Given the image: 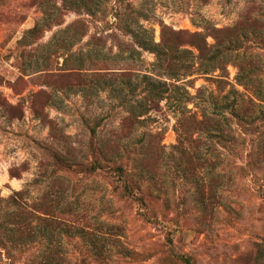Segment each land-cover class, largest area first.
<instances>
[{"label": "rangeland", "instance_id": "374dc122", "mask_svg": "<svg viewBox=\"0 0 264 264\" xmlns=\"http://www.w3.org/2000/svg\"><path fill=\"white\" fill-rule=\"evenodd\" d=\"M45 1L57 24L0 0V264H264V100L236 83L251 58L264 87V0ZM187 111L231 117L226 143H179Z\"/></svg>", "mask_w": 264, "mask_h": 264}, {"label": "trees", "instance_id": "16d2710c", "mask_svg": "<svg viewBox=\"0 0 264 264\" xmlns=\"http://www.w3.org/2000/svg\"><path fill=\"white\" fill-rule=\"evenodd\" d=\"M35 3L38 5V7L42 10V13L45 16H53V11L56 10V7H51V9L46 4L45 0H35ZM54 21L57 24L58 19L57 17H54ZM49 19V17H48ZM165 27H162L161 30V42L160 44H154L151 47V51L156 54L157 58V67H160V60L164 57L168 64V70L167 76L170 77V58L168 56L167 50H163V46H166V49H170V41L165 42L162 36L163 29ZM35 28L30 31L29 33L33 34L35 33ZM214 33L211 35L212 39L214 41L213 45H207L205 43V40H201V43L196 44L195 49L197 50V56L196 58L199 61V66L202 68L200 71L203 75H211V73H214L215 71L224 70L225 65L227 64L228 60L230 59V53H228L229 46L233 43V35L229 34V30L225 29L223 31L221 30H214ZM181 36V33H175V37ZM166 45H165V44ZM235 47H238L235 45ZM179 54L182 55V57L192 56V54L189 51H179ZM165 62V61H164ZM173 63V62H172ZM190 68H192V65H189L186 67L187 73L186 74H192V71H190ZM258 66L253 62V60L250 59H243L240 62L236 63V69H237V76H236V83L238 86L242 87L245 92L250 93V96L252 97L251 100H249L251 103H253V100H256L258 102H263L264 100V87L261 86L257 82V71ZM173 76V75H171ZM190 76V75H189ZM173 78V77H172ZM215 82L220 83L223 82L222 76H216L213 77ZM174 79V78H173ZM163 99L160 97L158 99L159 101H162ZM188 114H182L177 119L176 126H175V132L177 139L179 140V143H182L184 141L183 138L190 137V133L199 130V131H212L213 136L211 138L218 140L220 143H226V137L225 135H228L226 132L228 128L231 130V125L229 124L232 118H227L223 114L220 116L222 117L220 120L215 119L213 117H207L205 115H201L199 117L195 116L194 113H190V111H187ZM233 112V111H232ZM235 116V115H234ZM237 118V115H236ZM190 141L192 138H189ZM261 146L264 148V141L261 143ZM183 264H191L188 260L183 259Z\"/></svg>", "mask_w": 264, "mask_h": 264}]
</instances>
